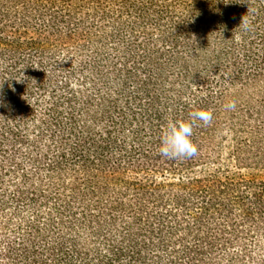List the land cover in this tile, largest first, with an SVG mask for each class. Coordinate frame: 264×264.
<instances>
[{
	"label": "trees",
	"instance_id": "obj_1",
	"mask_svg": "<svg viewBox=\"0 0 264 264\" xmlns=\"http://www.w3.org/2000/svg\"><path fill=\"white\" fill-rule=\"evenodd\" d=\"M263 169L264 0H0V264H264Z\"/></svg>",
	"mask_w": 264,
	"mask_h": 264
},
{
	"label": "clouds",
	"instance_id": "obj_2",
	"mask_svg": "<svg viewBox=\"0 0 264 264\" xmlns=\"http://www.w3.org/2000/svg\"><path fill=\"white\" fill-rule=\"evenodd\" d=\"M244 29L250 28V21H244ZM235 101L225 105L228 111L235 110ZM199 121L208 125L212 121L210 110L196 109L189 113L187 119H167L159 129L158 154L167 160L191 158L197 154V146L193 143V127Z\"/></svg>",
	"mask_w": 264,
	"mask_h": 264
},
{
	"label": "rangeland",
	"instance_id": "obj_3",
	"mask_svg": "<svg viewBox=\"0 0 264 264\" xmlns=\"http://www.w3.org/2000/svg\"><path fill=\"white\" fill-rule=\"evenodd\" d=\"M223 155H226V150L223 151ZM256 174L259 177H264V169L263 170H260V171H257Z\"/></svg>",
	"mask_w": 264,
	"mask_h": 264
}]
</instances>
